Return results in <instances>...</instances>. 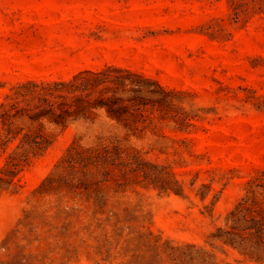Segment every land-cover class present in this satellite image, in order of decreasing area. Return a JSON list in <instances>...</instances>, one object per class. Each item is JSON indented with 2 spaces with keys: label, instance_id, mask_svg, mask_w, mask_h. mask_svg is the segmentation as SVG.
Wrapping results in <instances>:
<instances>
[{
  "label": "rangeland",
  "instance_id": "1",
  "mask_svg": "<svg viewBox=\"0 0 264 264\" xmlns=\"http://www.w3.org/2000/svg\"><path fill=\"white\" fill-rule=\"evenodd\" d=\"M107 66L169 93L130 76L160 102L39 147L0 129V264H264V0H0V109Z\"/></svg>",
  "mask_w": 264,
  "mask_h": 264
},
{
  "label": "trees",
  "instance_id": "2",
  "mask_svg": "<svg viewBox=\"0 0 264 264\" xmlns=\"http://www.w3.org/2000/svg\"><path fill=\"white\" fill-rule=\"evenodd\" d=\"M130 76L153 83L161 93H169L158 82L115 66L98 70L85 69L65 81H28L22 84V91H16L14 96H7V102L1 103L0 129L4 130L1 144L16 137L22 130L21 126H13L17 118H27L30 124L36 123V129H29L22 138L31 147H39L46 142L41 132V120L44 118L65 128L69 122L80 118L93 121L98 110H104L109 117L121 120L127 113L137 111L149 102H160V99L150 100L140 96L141 87L132 81L130 84L127 82ZM125 90H130L133 94H120ZM11 173L15 174V170H11ZM242 220L245 223L243 229L254 230L262 238L260 233L264 230V218L258 217L256 210L247 207Z\"/></svg>",
  "mask_w": 264,
  "mask_h": 264
}]
</instances>
